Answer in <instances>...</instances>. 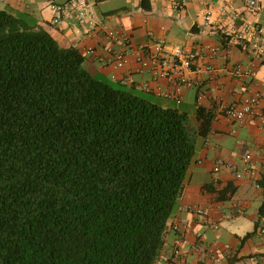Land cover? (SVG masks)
<instances>
[{
  "label": "trees",
  "instance_id": "trees-1",
  "mask_svg": "<svg viewBox=\"0 0 264 264\" xmlns=\"http://www.w3.org/2000/svg\"><path fill=\"white\" fill-rule=\"evenodd\" d=\"M86 58L0 9V264H155L162 255L196 136H209L217 112L198 106L194 136L186 112L96 78ZM257 182L264 195V174ZM204 188L220 201L238 190L232 181ZM259 213L241 247L264 236V200Z\"/></svg>",
  "mask_w": 264,
  "mask_h": 264
},
{
  "label": "crops",
  "instance_id": "crops-1",
  "mask_svg": "<svg viewBox=\"0 0 264 264\" xmlns=\"http://www.w3.org/2000/svg\"><path fill=\"white\" fill-rule=\"evenodd\" d=\"M247 2L248 0H196L181 11L174 10L161 0H151L150 10L141 7V0H103L96 6L98 18L114 26L124 27L133 34L137 43L148 38V30H153L156 36L164 38L171 45L197 49L203 43H211L221 47V54L214 61L216 66H224L227 62L242 63L252 66L257 72L256 78L221 75L215 80H205V75H198L207 89V96L201 102L198 101L196 87L184 90L179 104H186L190 108L194 106L195 115L199 105L214 109L217 116L209 136L200 137L198 141L183 194L168 223L162 255L155 264H256L254 260L264 253V236L260 234H254L241 247L240 239L254 230L260 213L252 221L251 215L247 213L252 208V201L247 197L235 201L239 191L244 186H249L262 196L258 208L263 203V188L257 180L264 174V125L259 116H251L242 122L231 120L221 113L222 105L256 93L262 96L258 111L264 113L263 57H256L245 51L225 33L227 29L238 28L242 23L241 19L232 18L231 12L239 13L242 18L248 16ZM259 2L262 5L259 20L264 25V0ZM0 9L23 17L32 26L43 27L65 47L76 46L82 49L103 41L102 36L92 40L85 38L69 19L61 26L53 24L54 12L49 6V0H0ZM249 18L253 19L251 16ZM84 64L91 73L110 81H113L110 75L114 72L121 77L129 75L130 80L124 84L127 88L136 93H147L176 102L157 95L153 90H140L136 87L138 83L149 80L150 75L139 72V63L134 57L130 58L127 68L121 71L102 68L89 58H86ZM161 84L167 85L166 81ZM247 150L254 153L252 163L256 170L252 178H237L227 167L218 172L214 170L216 161L220 158L241 169ZM230 181L238 187L230 200L220 201L204 188L211 184L219 189ZM195 206L207 209L208 217L191 212V208ZM243 213L249 217H244L246 221L242 220ZM233 217L237 218L232 220ZM213 223L217 228L213 227ZM175 224L180 225L179 230L174 228ZM178 249L180 253H176Z\"/></svg>",
  "mask_w": 264,
  "mask_h": 264
},
{
  "label": "built area",
  "instance_id": "built-area-1",
  "mask_svg": "<svg viewBox=\"0 0 264 264\" xmlns=\"http://www.w3.org/2000/svg\"><path fill=\"white\" fill-rule=\"evenodd\" d=\"M168 3L174 10L181 11L196 0H161ZM225 1V0H224ZM98 0H49V6L54 12L52 23L61 26L65 20H71L78 33L87 39L103 37L100 43L90 44L83 48V53L102 68H111L114 71L126 69L130 58L134 57L139 63V72H147L150 79L136 85L140 90H153L157 95L173 99L180 103L184 90L194 86L197 88L198 101L207 96V89L198 75H205V80H215L221 75H231L238 78H256L257 72L252 66L242 63L227 62L224 66H216L214 61L221 54V47L203 43L197 49L181 45H171L164 38L156 36L153 30H148V38L140 43L135 41L131 32L122 26H114L97 16L96 6ZM259 0H248L247 17L242 18L239 13L231 12L234 19H241L238 28L225 31L226 36L236 44L256 57L264 56V25L259 20L261 10ZM225 10V7H224ZM253 17V19L249 17ZM101 34V35H100ZM111 79L116 82L128 83L130 76L121 77L116 72L111 73ZM162 81L167 85L163 86ZM261 94H247L239 101L221 106V113L231 120L246 121L249 117L259 116L264 125V113L258 109L261 104ZM254 153L247 150L243 158L241 169L234 163H227L220 158L216 161L214 170L220 171L227 167L233 171L237 178L255 176L253 162ZM191 212L208 217L205 208L195 206ZM260 228L264 234V216ZM213 227L217 225L213 223ZM174 228L179 230L180 225ZM181 245V243H179ZM180 253V249L176 251ZM256 264H264V253L255 260Z\"/></svg>",
  "mask_w": 264,
  "mask_h": 264
},
{
  "label": "rangeland",
  "instance_id": "rangeland-1",
  "mask_svg": "<svg viewBox=\"0 0 264 264\" xmlns=\"http://www.w3.org/2000/svg\"><path fill=\"white\" fill-rule=\"evenodd\" d=\"M84 65L87 68V65L86 64H84ZM92 74L96 78H98V79H105V80L110 81V79L103 78L102 76H99L96 73H92ZM138 94L140 96L144 97L145 99H147L149 101H152L154 103H157V104H159V105H161L163 107H166V108H169V107L178 108L180 111H183V112L185 111L187 113V115H188V118H187V127H188V130H189V132L192 135L195 136V132L197 130V122H196V115H195V108H194V106H192L190 108V107H187L186 104H179V103H176V102H173V101H168L166 99L159 98V97H156V96L147 94V93H138ZM199 139H200V137L199 136H196V147H198V143H199L198 141H200ZM243 197H247V198H249L252 201V208L249 209V210H247V213L249 215H251L252 221H253L258 216V213H259L258 203L261 202L262 196L260 194L256 193L254 191V188L249 187V186H244L239 191V193L237 194V196L235 197V201H239ZM243 214H244V216L242 217V220L243 221H246V219L244 217H246L247 215L245 216V213H243ZM236 218L237 217H235V218L233 217L232 220H235Z\"/></svg>",
  "mask_w": 264,
  "mask_h": 264
}]
</instances>
